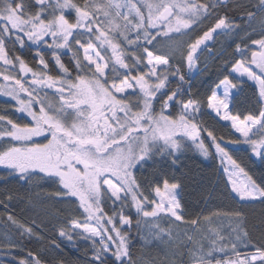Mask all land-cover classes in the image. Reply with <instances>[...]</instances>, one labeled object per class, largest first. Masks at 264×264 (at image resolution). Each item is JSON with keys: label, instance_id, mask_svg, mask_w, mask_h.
I'll list each match as a JSON object with an SVG mask.
<instances>
[{"label": "snow or ice", "instance_id": "1", "mask_svg": "<svg viewBox=\"0 0 264 264\" xmlns=\"http://www.w3.org/2000/svg\"><path fill=\"white\" fill-rule=\"evenodd\" d=\"M222 3L223 0H83L82 4L75 0H0V77L7 82L0 85V94L11 97L19 105L17 110L31 117L28 123L19 124L0 115V138L11 141L0 150V166L8 170L0 179L16 176L30 180L41 173L45 179L58 182L61 191L57 197L77 198L83 219H71L59 235L68 241L78 237L90 240L92 264H135L130 251L132 218L125 215V209H135L138 228L140 218L157 220L169 215L176 221L184 219L177 183L164 179L162 187L155 184L146 195L135 174L156 157H172L175 163L184 141L195 143L201 132L196 122L200 102L181 98L185 76L179 66L172 68L177 50L159 54L154 50L155 41L161 31L167 37L169 33L191 29ZM256 7L264 13V0H258ZM69 12L75 13L74 20H69ZM245 17L251 22L256 13L248 11L241 18ZM260 24L264 31V16ZM240 27L227 15L217 14L214 24L180 53V62H186L191 69L198 59V49L217 30L232 32ZM9 43L21 49L36 46L35 67L21 55L10 56ZM41 45L51 52L58 75L51 74ZM251 46H258V50L251 51L250 59L237 60L233 70L257 80L264 98V34L251 40ZM249 47L237 43L235 51L244 57ZM62 49L72 52V69L62 62ZM251 65L256 66L259 75ZM170 76L179 81L174 89L169 87ZM221 86L223 96L218 95ZM235 87L225 77L208 96V107L217 114L224 109L222 118L232 121V127L244 137L243 142L264 160V134L259 139L250 136L257 125L264 133V109L259 116L247 115L243 119L231 115L228 97ZM51 89L58 96L59 106L48 98L46 90ZM177 106L179 114L174 116L169 110ZM207 135L217 153L227 157L237 170L229 177L233 192L241 200L264 203V187L228 156L212 132ZM36 138L46 142H36ZM197 148L203 155L209 154L203 140H199ZM233 175H243L245 179L237 181ZM152 192L158 200L149 199ZM11 198L8 195L7 199ZM108 202L111 214L105 211ZM234 217L237 223L227 236L220 229L210 228L198 242L191 236L187 238L194 244L188 252L193 264H264V237L254 243L242 213L236 212ZM7 219L16 223L11 215ZM204 219L211 223L210 217ZM191 224L197 225L198 219ZM19 227L21 235L33 234L32 227ZM122 227L129 231H122ZM163 232L155 225L157 237ZM18 247L19 243L12 241L0 245L9 251ZM241 247L251 250L242 253ZM220 254L224 258H217ZM29 255L35 257L34 253ZM19 264L29 261L21 259ZM33 264L41 262L34 258Z\"/></svg>", "mask_w": 264, "mask_h": 264}, {"label": "trees", "instance_id": "2", "mask_svg": "<svg viewBox=\"0 0 264 264\" xmlns=\"http://www.w3.org/2000/svg\"><path fill=\"white\" fill-rule=\"evenodd\" d=\"M25 2L27 3L29 0H25ZM75 2L82 4L83 0H75ZM200 2L207 3L209 0H200ZM257 5L258 0H228L214 9L211 16L202 18L199 25L190 29L189 38L195 40L214 24L216 15L220 14L227 15L236 24H239L240 28H245L248 31L246 36L236 41L235 45L231 44L226 47V50L222 42L224 37L219 40L217 36L213 44L199 49L195 65L200 68V73L193 75V67L190 69L186 62L171 60V64L173 69L179 66L185 76V82L182 84L184 95L181 98L185 101L193 99L200 102L201 111L196 121L200 125L201 135L205 137L209 131L212 132L221 147L225 148L228 156H231L232 160H235L236 164L243 168L257 184L264 187V160L255 158L251 148L229 125L221 123L207 111L208 96L225 77H228L236 85L238 91L233 96L230 106V112L233 115H238L243 119L247 115L257 116L261 110L262 105L256 88L246 81L238 80L230 73V69L237 60L250 59L251 51L258 50L257 46H251V40L259 39L264 34L260 24L261 16H264V13L258 11ZM31 10L34 12L36 8L33 7ZM248 11L256 13V19L251 21L255 23L253 26L246 17L241 18ZM74 14L70 13L68 18L70 19L72 16L71 20H74ZM237 43L242 46L250 45L244 57L235 51ZM8 48L10 56L21 55L29 62L30 66L35 67V46L27 45L21 49L18 45L13 46L9 43ZM208 49H212L214 54L209 63L207 62ZM40 50L44 52L45 58L48 60L51 74L58 75L57 67L51 58V52L46 48ZM61 59L66 66L70 69L73 68L72 52L61 51ZM75 75L76 72L73 70L72 76ZM169 80L170 89H174L179 83L176 77L170 76ZM47 91L49 96L58 97L54 95V89ZM156 108L159 111V104L156 105ZM14 109L13 103L0 98V115L7 116L19 124L29 122L23 116H19ZM169 111L174 116L178 115L179 106ZM262 134L259 131L251 138L259 139ZM184 144L181 152L176 154L175 163H173L172 157H156L135 173L146 195L155 184H160L162 187L164 179H167L169 183H177L179 185L177 198L182 205L180 214L184 217L181 221L174 219L169 224L171 237H175V241L170 239L167 243L152 241L145 244L139 239L140 228L136 225L138 217L135 210L133 208L125 209V215L132 218L130 251L135 264H191L193 260L188 252L189 249L194 248V244L187 238L191 236L193 241H200L201 237L207 233L209 226L220 229L222 234L227 236L237 223L234 217L236 212L242 213L245 226L254 243L264 237V203L239 200L234 196L225 174L221 171L218 157L210 144L206 146L209 152L207 156L195 149L190 142L184 141ZM6 172H8L7 169ZM3 176L6 174L0 177ZM32 179L30 181L32 185H28L27 180H20L16 176H8L6 180L0 179V227H3L12 236L14 242L20 245L10 251L0 248V264H19L21 259L28 260L29 264H33L34 258L39 259L41 264H92L91 258L94 250L90 240L78 237L73 241H68L59 235L60 229L66 228L71 219H79V217L72 216L73 205L54 201L55 199L68 198L56 196V191L51 188L53 181L38 174L32 176ZM41 182L46 184L48 194L54 199H48L49 202L43 205L38 203L40 202L38 198L36 199L42 186H39L38 190L33 186ZM8 195L12 197L10 200L7 199ZM157 198L154 192L149 196V199ZM72 202L76 205L75 201ZM105 211L111 214L110 202L105 206ZM9 215L16 221L15 224L7 219ZM205 217H210L211 223L205 220ZM193 219H198V224L195 226L191 224ZM19 225L32 227L33 234L28 235L25 232L21 235L22 229ZM122 231H129V228L123 227ZM204 243L206 245L207 241ZM250 250L240 248L242 253ZM29 253H34L35 257L33 258ZM229 255L231 254L229 253Z\"/></svg>", "mask_w": 264, "mask_h": 264}, {"label": "rangeland", "instance_id": "3", "mask_svg": "<svg viewBox=\"0 0 264 264\" xmlns=\"http://www.w3.org/2000/svg\"><path fill=\"white\" fill-rule=\"evenodd\" d=\"M153 2H157V0H153ZM178 2H179V0H178ZM70 13H72V12L67 13V15L69 16ZM74 16H75V14H74ZM71 18H72V16H71ZM71 18L69 20H71ZM201 22L202 21H199L198 23L194 24L191 27V29L194 28L195 26L199 25ZM253 24L255 25V23L251 22V25L252 26H253ZM257 24H259V23H257ZM189 31H190V29H187V30L182 29L180 33L172 32V33H169V36H167V37L163 36V31H161L160 35L157 37V40L155 41L156 48L154 50L158 51L159 54H167V53L171 52L173 49H176L177 50L176 51V56L172 60H174V61H180V53L181 52H184L186 50L187 44L194 42V40H191L189 38ZM247 34H248V31L245 28H240L239 30H234L232 32H229L227 30H217V32L213 34V36H212L211 39L205 41L204 44L201 45V48L200 49H203V48L207 47L208 45L213 44L214 41H215V38L217 36L219 38V40H221L224 37V40H222V42H223V46L225 47V50H226V47H228L231 44H234L235 45V42L236 41L241 40ZM79 38L87 39V37H79ZM48 39H49V42H50V38H48ZM31 46H34V45H31ZM42 48H44V46L41 45L40 46V49H42ZM67 50L68 49H62L61 51L67 52ZM74 50H75V45H74ZM213 56H214V54H213L212 49H208V53H207V58H208L207 62L208 63L211 61V59L213 58ZM245 66H248V65L246 64ZM251 68H252L253 71H255L257 73V75H259V70L256 68L255 65H251ZM198 73H200V68L197 65H194L193 68H192V74L193 75H196ZM230 73L233 76H235L238 80L246 81V82L250 83L251 85H253L256 88L257 94H258V98H259V100L261 102V105H262L261 106V110L264 109V98H262L260 96V84H259V82L257 80L250 79L246 74H243L242 75L239 72H235L233 70V66L230 69ZM29 79H31L30 76H29ZM6 83L7 82H5L2 77H0V85H4ZM215 88H216V86H215ZM51 91H52V89H51ZM237 92H238L237 91V87L230 89V95L228 97V103H229V109H228V111H229V113L231 115H233L230 112V106H231V103H232V98H233V96H235L237 94ZM41 95H43V93ZM49 95L50 94L48 93L49 100L53 104H56L57 106H59L58 105V97L54 98L53 96H49ZM218 95L223 96V87L222 86L218 90ZM0 98L5 99V100L13 103L14 108H15L14 110H15V112L19 116H23L28 121L31 120V117H29L27 115V113H21V112H19L17 110L18 107H19V105L11 97H7V96H4L3 94H0ZM200 111H201V105H200L199 111H198V113L196 115V120H197V118L199 116ZM207 111L211 115H213L217 120H219L221 123L226 124V125H229L231 127V129L241 138V140L244 141V137L239 132H237L235 130V128L232 127V121H230V120L226 121V120H224L222 118L223 115H224V109H221L220 110V113L217 114V112L214 109H211V108L208 107V102H207ZM257 116H259V114ZM257 132H259V126L258 125L253 127V130L250 133V136L252 137L253 134H255ZM199 140H203L205 146H207V144H210L212 146V148H213L216 156L218 157V161L220 163V167H221L222 171L224 172V174L226 175V180H227V182L229 184V187H230L232 193L234 194V196L236 198H238L239 200H241L238 197V195L235 192H233V190H232V183L230 182V179H229L230 175L233 172L237 171V170L228 161L227 157H223L221 154H218L217 153L214 145L211 142V138L208 137V135H205V137H203V135H201V132H200V136L198 137V139H197V141L195 143L192 142L190 139H186L185 141L186 142H190L195 147V149L199 150L197 148V143H199ZM36 142H46V141H43L41 138H36ZM10 143H11V141L8 140L7 138H0V150H3L4 148L8 147L10 145ZM247 145L251 148V146L249 144H247ZM253 156L255 158H258V157L255 156L254 153H253ZM225 169H227V171H225ZM7 173L8 172H6V168H4L3 166H0V176L1 175H4V174L7 175ZM37 174L38 175H42L44 177V174H41V173H37ZM232 178L233 179H236L237 181H242V180L245 179V177L243 175H240V176L233 175ZM31 180H33L32 177H31L30 180H27L28 185H32V184H30V181ZM52 185H51L52 186L51 188H53V190H55L56 193L61 191V188L58 185V182H53ZM33 186L35 187L36 190H38V188H40L39 186H42L39 189L38 194L36 196V199L38 198L39 201H40V202H38L39 204L43 205V204L48 203L49 202L48 199L49 200L50 199L54 200L52 198V196L48 194L45 183L41 182L40 184L37 183V184H34ZM43 191H44V193H43ZM52 192L53 191L51 190V193ZM177 195H178V190H177ZM68 199H70L72 201H75L76 202V205H75L74 202H72V201H70ZM68 199H64V200H56L55 199L54 201L71 203V205H73V207H74V211L72 212V216L79 217V219L82 220L83 219L82 209L79 207L78 199L75 198V197H71V198H68ZM157 200H158V198H157ZM244 201H247V200H244ZM147 210H150V208H148ZM174 219H175L174 217H170L169 215H161L160 218L157 219V220H153L151 218H140V227H139L140 228V233H139V239H140V241L142 243H145V244H148L149 242H152V241L153 242L154 241H160V242L163 241V242L167 243L170 239L172 241H175V237H171V230L169 229V224H171V221L174 220ZM157 224L159 225V228L160 229H164L165 230V232L161 233L159 237H157L154 234L155 233V225H157ZM210 228H213V227H210L209 226L207 228V230L210 229ZM9 241L14 242L12 236L8 232H6L3 227H0V244L1 245L2 244H6ZM217 258H224L223 257V254H220ZM191 264H193V262Z\"/></svg>", "mask_w": 264, "mask_h": 264}, {"label": "water", "instance_id": "4", "mask_svg": "<svg viewBox=\"0 0 264 264\" xmlns=\"http://www.w3.org/2000/svg\"><path fill=\"white\" fill-rule=\"evenodd\" d=\"M228 0H223V2H227Z\"/></svg>", "mask_w": 264, "mask_h": 264}]
</instances>
